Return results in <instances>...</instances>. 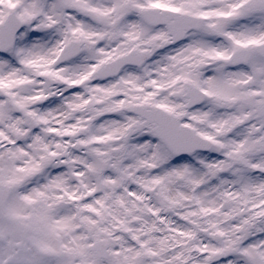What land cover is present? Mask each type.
Wrapping results in <instances>:
<instances>
[{
  "label": "snow or ice",
  "instance_id": "1",
  "mask_svg": "<svg viewBox=\"0 0 264 264\" xmlns=\"http://www.w3.org/2000/svg\"><path fill=\"white\" fill-rule=\"evenodd\" d=\"M0 264H264V0H0Z\"/></svg>",
  "mask_w": 264,
  "mask_h": 264
}]
</instances>
